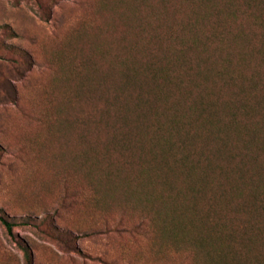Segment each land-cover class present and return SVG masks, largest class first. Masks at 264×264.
Instances as JSON below:
<instances>
[{"label": "trees", "instance_id": "trees-1", "mask_svg": "<svg viewBox=\"0 0 264 264\" xmlns=\"http://www.w3.org/2000/svg\"><path fill=\"white\" fill-rule=\"evenodd\" d=\"M133 1L129 21L136 23L140 33L146 29L141 22L143 17L138 14L140 9L149 13L158 27H149L141 45L132 42L133 38H120L127 29L118 27L110 32L119 30L120 35L108 42L103 38L90 42L88 39L89 54L82 57L83 62L79 61V70L71 69L73 78L68 80L67 93L75 98L74 103L87 100L92 104L98 100L94 94H99L106 105L96 119L91 113L78 119L60 118L67 153L60 160H65L59 175L62 174L66 188L58 197V205L66 199L69 205L77 204L84 192L89 194L88 203L101 206L103 210L109 203L122 202L123 209L126 207L127 212L130 210L138 217L124 230L116 228L120 233H136L148 222L162 240L171 241L174 236L175 244H183L188 239L196 261L201 255L203 264H264V252H260L259 258L254 251L256 246L264 245V164H259L260 157L264 160V116L257 120L262 106L259 100H264L239 88L242 84L239 70L237 95L226 101L228 105L221 104L225 116H219L211 108L216 102L203 106L200 96L198 102L194 97L193 103L184 97L189 106L180 109L178 99L171 93L172 87H184L185 73L193 72L200 78V86L203 83L206 86L216 83L217 79L223 81L232 77L236 72L229 71V51L218 58V70L208 65L212 55L224 48L225 39L233 34L231 25H223L217 19L221 0H188L190 5H200L206 10L201 14L196 10L194 14L199 25L178 23L177 11H172L167 0ZM234 2L225 0L228 7L231 6L227 16L235 21L231 15L236 9L232 10ZM243 5L246 12L252 6L259 10L258 16L251 17L261 27L264 40V1L243 0ZM161 26L166 29L165 35L158 31ZM244 42L242 52L238 53L242 68L247 52V40ZM228 48L226 44L225 49ZM257 68L256 65L255 72ZM255 74L245 80L253 89L258 87ZM110 81L113 82L111 93L115 90L112 100H108ZM116 83L126 88L114 89ZM241 94L251 96L253 103L239 100ZM65 113L64 109L58 115ZM52 123L48 117V134L55 135ZM103 127L110 130L104 131L105 138L93 137L92 134ZM74 130L76 135H73ZM232 140L237 141L236 146L232 145ZM235 159H238L237 166ZM83 182L92 190L87 191ZM216 184L220 199L231 203L237 200L233 213L255 220L251 223L247 220L233 230L231 219L222 220V216L217 215L216 204L209 206L206 218H202L198 202L209 189L215 190ZM0 222L11 233L13 223L1 215ZM120 225L118 222L117 226ZM220 228H223L222 237L212 236ZM22 250L26 264H31L30 252L25 247Z\"/></svg>", "mask_w": 264, "mask_h": 264}, {"label": "rangeland", "instance_id": "rangeland-1", "mask_svg": "<svg viewBox=\"0 0 264 264\" xmlns=\"http://www.w3.org/2000/svg\"><path fill=\"white\" fill-rule=\"evenodd\" d=\"M132 3L135 4L133 0H0V215L13 223L11 233H8L0 222V264H26L23 247L31 254V264H203L201 255L196 261L194 248L185 239L188 235L184 236L186 243L183 244H175L174 236L171 241L162 240L148 222L133 234L116 231V228L122 231L129 227L138 217L130 210L127 212L126 207L123 209L122 202L109 203L103 210V207L87 202L89 194L86 192L81 194V202L77 204L69 205L67 199L60 206L57 202L66 188L59 173L61 163L65 162L60 160L67 153L62 141L64 127L59 122L64 117L78 119L89 113L96 119L106 105L99 94H94L98 100L92 104L87 100L74 103L75 98L67 93L70 90L68 80L73 78L71 69L79 70L82 57L89 54L88 39L90 42L103 38L108 42L120 35L119 30L110 32L118 27L127 29L120 38H133L132 42L141 45L149 27H158L153 17L151 21L149 13L140 9L138 14L143 17L141 22L146 27L140 33L136 23L129 21ZM167 3L171 4L173 12L176 9L180 24L195 23L196 10L200 14L206 11L200 5H190L188 0H167ZM219 3L222 7L216 12L217 19L223 25H231L233 34L225 39L224 48L212 55L208 65L218 70V58L229 51V71L236 72L231 74L232 77L223 81L217 79L216 83L206 86L204 83L200 86V78L193 72L185 73L184 87H172L171 93L178 99L180 109H186L194 102V97L198 102L200 96L199 102L203 106L216 102L211 108L219 116H225L221 104L228 105L226 101L237 95L235 86L239 84L241 73L239 88L264 100V40L261 27L251 17L259 14L256 7L252 6L246 12L243 0H235L232 7V10L236 8L235 13L231 14L234 21L232 16H227L231 6L228 7L225 0ZM158 31L165 35L166 29L161 26ZM239 34L240 43L236 39ZM246 40V63L242 68L238 53L242 52ZM226 44L228 49H225ZM256 65L257 72L254 71ZM252 74L257 76V89L249 87L245 81ZM108 85L111 96L108 100H112L115 94V90L111 93L113 82ZM119 86L116 83L114 89ZM120 87L126 88L122 84ZM184 97L189 100L188 105ZM240 99L253 103L251 96L241 94ZM259 103L262 106L257 120L264 116V102L259 100ZM64 109L65 115L59 116L58 112ZM48 117L54 122L51 127L55 135L48 134ZM252 117L251 122H254ZM104 131L110 132L108 127H103L92 135L104 139ZM66 135L70 141L68 131ZM73 135H76L75 130ZM232 143L237 145V141ZM259 164H264L263 157ZM83 186L87 191L92 190L85 182ZM231 201L234 203L220 199L216 184V189H209L198 202L202 218H206V209L216 204L217 215L222 216V220L231 219L233 230L247 220L249 223L255 220L233 213L237 200ZM221 206L226 209L222 210ZM118 222L120 226H117ZM221 230L223 228L216 234L213 232L212 236L222 237ZM254 251L260 258L264 245L256 246Z\"/></svg>", "mask_w": 264, "mask_h": 264}]
</instances>
